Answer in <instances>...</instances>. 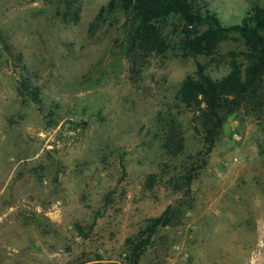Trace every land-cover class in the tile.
<instances>
[{
  "label": "rangeland",
  "instance_id": "obj_1",
  "mask_svg": "<svg viewBox=\"0 0 264 264\" xmlns=\"http://www.w3.org/2000/svg\"><path fill=\"white\" fill-rule=\"evenodd\" d=\"M109 0H0V264H124L127 239L168 206L139 264H264V109L227 118L204 163L180 82L206 66L213 78L242 61L240 41L212 57L168 52L132 62L124 17L95 18ZM224 25L264 0H196ZM39 89L35 105L18 87ZM174 117L184 151L162 149ZM175 191L183 169L198 168ZM156 183L145 189L149 175ZM180 182V181H178Z\"/></svg>",
  "mask_w": 264,
  "mask_h": 264
},
{
  "label": "trees",
  "instance_id": "obj_2",
  "mask_svg": "<svg viewBox=\"0 0 264 264\" xmlns=\"http://www.w3.org/2000/svg\"><path fill=\"white\" fill-rule=\"evenodd\" d=\"M57 2L64 7L62 19L76 22V0ZM115 14L124 17L125 52L134 63L168 52L182 58H209L228 41H240L245 47L242 61L232 57L227 62V73L220 78H213L204 64L197 63L194 73L187 75L177 89V100L193 113L194 131L202 145L197 153L200 163L206 161L229 116L239 111L253 115L264 109V7L253 5L239 23L224 25L213 11L200 7L196 0H109L100 7L95 20L104 21V17ZM23 92L27 95L22 96ZM18 93L24 100L29 96L39 105V89L31 83L20 84ZM162 129L165 154L181 155L184 137L175 118L169 117ZM200 168L183 169L174 190L188 189ZM155 183L156 175L151 174L144 188L151 189ZM172 209L168 206L160 216L150 219L135 239L126 240L124 264H139L157 229L174 224L176 211Z\"/></svg>",
  "mask_w": 264,
  "mask_h": 264
}]
</instances>
